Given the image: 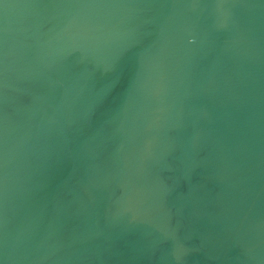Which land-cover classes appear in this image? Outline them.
<instances>
[{"label": "water", "instance_id": "water-1", "mask_svg": "<svg viewBox=\"0 0 264 264\" xmlns=\"http://www.w3.org/2000/svg\"><path fill=\"white\" fill-rule=\"evenodd\" d=\"M0 264H264V0H0Z\"/></svg>", "mask_w": 264, "mask_h": 264}]
</instances>
